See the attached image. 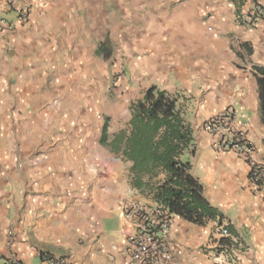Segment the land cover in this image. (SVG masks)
<instances>
[{
  "label": "crops",
  "instance_id": "crops-1",
  "mask_svg": "<svg viewBox=\"0 0 264 264\" xmlns=\"http://www.w3.org/2000/svg\"><path fill=\"white\" fill-rule=\"evenodd\" d=\"M251 2L0 0V264H127L119 252L128 232L122 207L154 202L133 188L130 164L120 157L109 158L101 174V127L88 111L51 102L76 96L63 86L100 59L106 37L118 51L145 52L155 61L151 78L162 90L208 85L200 99L185 93L195 100L182 108L194 133L191 171L236 241L232 264H264V193L250 185L242 159L219 149L221 136L202 128L235 112L237 122L248 123L253 157L264 166L253 76L264 66V21L252 28L236 22ZM258 3L264 8V0ZM217 233V222L199 227L173 217L163 235L169 264H211Z\"/></svg>",
  "mask_w": 264,
  "mask_h": 264
},
{
  "label": "trees",
  "instance_id": "trees-1",
  "mask_svg": "<svg viewBox=\"0 0 264 264\" xmlns=\"http://www.w3.org/2000/svg\"><path fill=\"white\" fill-rule=\"evenodd\" d=\"M106 42L99 44L97 53L108 58ZM253 70L264 125V66ZM129 116L128 127L111 136L108 123H103L100 144L130 164L133 188L146 192L172 218L199 227L209 222L222 226L221 212L205 199L202 186L192 174L194 133L178 99L152 85L131 103ZM220 243L230 245L231 241L220 239Z\"/></svg>",
  "mask_w": 264,
  "mask_h": 264
},
{
  "label": "built area",
  "instance_id": "built-area-1",
  "mask_svg": "<svg viewBox=\"0 0 264 264\" xmlns=\"http://www.w3.org/2000/svg\"><path fill=\"white\" fill-rule=\"evenodd\" d=\"M251 7L236 16V22L244 27L252 28L264 21V8L258 0H252ZM28 15L21 13V20L26 21ZM235 112L226 110L202 123V128L209 134L220 135L219 149L235 153L248 166V180L252 187L264 193V166L253 157V146L246 136L248 123H239ZM123 219L128 227L125 246L120 250L127 264H169L172 253L163 235L170 230L172 217L156 203L124 204ZM218 238L212 242L211 264H232L237 260L239 249L232 240L227 228L218 227ZM220 239H230L231 244L220 243ZM112 252H118L112 246ZM113 258V255L110 256ZM50 264H64L63 260H50Z\"/></svg>",
  "mask_w": 264,
  "mask_h": 264
},
{
  "label": "rangeland",
  "instance_id": "rangeland-1",
  "mask_svg": "<svg viewBox=\"0 0 264 264\" xmlns=\"http://www.w3.org/2000/svg\"><path fill=\"white\" fill-rule=\"evenodd\" d=\"M103 41H108L106 42L105 53L110 51V56L105 58L99 55L100 59L95 58L94 60L97 62L90 63L92 65L84 70L83 76H80L77 82H72L71 79V82L69 81L66 86H63L66 93L68 91V94H72L74 91L76 96L69 97L61 102L57 100H51V102L64 103L63 106L66 107L75 104L88 111L96 126L102 128L103 123H108L109 135L111 136L128 127L129 107L132 102L140 98L144 90L154 85L151 75L156 72L157 68L153 63L155 61L150 60L145 52L118 51L115 45L114 48L112 47L107 37ZM128 64L132 67H128ZM140 65L144 66L143 69ZM132 68L134 70L130 72ZM163 86L159 85L157 87L162 89ZM165 86L166 92L178 99L181 110L185 108L186 102H194V96L188 97V95H185L190 91L187 88L188 85H180L182 88H179V85L170 86L167 84ZM207 86L203 84L202 87L200 86L201 88H198L199 84L197 83V86L191 88L190 93H195V96L198 95L200 99L206 92ZM51 89H53L52 86L49 87V90ZM199 92L200 94H197ZM24 101L22 99V102ZM37 103L40 104L42 101L37 100ZM184 116L189 122L188 119H191V116L187 117L185 114ZM96 149L99 151L98 155L102 158V162H105L101 165V174H103L110 166L109 158L118 160V156L103 146ZM114 165L116 171L124 176V164L116 161Z\"/></svg>",
  "mask_w": 264,
  "mask_h": 264
}]
</instances>
